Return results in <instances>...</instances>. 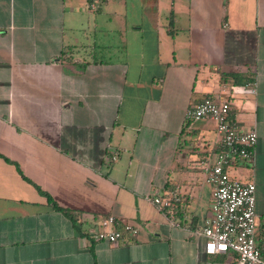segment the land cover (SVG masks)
<instances>
[{
  "label": "crops",
  "instance_id": "obj_1",
  "mask_svg": "<svg viewBox=\"0 0 264 264\" xmlns=\"http://www.w3.org/2000/svg\"><path fill=\"white\" fill-rule=\"evenodd\" d=\"M91 2L0 0V264H236L196 234L221 150L185 116L205 96L257 132L227 171L255 185L264 258V0ZM108 215L137 233L96 240Z\"/></svg>",
  "mask_w": 264,
  "mask_h": 264
},
{
  "label": "built area",
  "instance_id": "obj_2",
  "mask_svg": "<svg viewBox=\"0 0 264 264\" xmlns=\"http://www.w3.org/2000/svg\"><path fill=\"white\" fill-rule=\"evenodd\" d=\"M99 0H92L90 9L95 10ZM223 91L231 94L252 93V84L224 86ZM230 102L213 96H205L185 110V116L193 120L211 119L219 135L222 149L217 153L205 181L211 184L209 213L196 234L204 237L207 254H236V264H264L256 242L257 219L255 213V185L232 178L228 166L249 158L246 147L257 142L254 128H244L229 118ZM116 155L111 160H116ZM152 202L161 208L170 207L171 201L160 195ZM113 215L101 221V230L94 234L96 240L117 243L124 232L135 235L138 229L130 223L117 226Z\"/></svg>",
  "mask_w": 264,
  "mask_h": 264
},
{
  "label": "trees",
  "instance_id": "obj_3",
  "mask_svg": "<svg viewBox=\"0 0 264 264\" xmlns=\"http://www.w3.org/2000/svg\"><path fill=\"white\" fill-rule=\"evenodd\" d=\"M221 149H222V146H221ZM252 149H253V146L246 147V151H247V154H248L249 158L245 159L244 161H250V158L252 156ZM42 193L47 197V200L51 204L53 209L64 213L66 216H68L72 220L75 219L74 215H73V212L69 208L60 206L50 195H48L45 192H42ZM166 210H167V208H166ZM77 229H78V225H77Z\"/></svg>",
  "mask_w": 264,
  "mask_h": 264
},
{
  "label": "rangeland",
  "instance_id": "obj_4",
  "mask_svg": "<svg viewBox=\"0 0 264 264\" xmlns=\"http://www.w3.org/2000/svg\"><path fill=\"white\" fill-rule=\"evenodd\" d=\"M228 86H231V84H229ZM232 96H234V97H237V96H239V95H232ZM246 96V95H245ZM244 167H247V168H250V162H246V164L244 165ZM238 170H241V169H238ZM231 176V175H230ZM235 177V179H237V180H239V181H245L242 177H243V175L242 174H240V172H238L237 174H235L234 175ZM245 176V175H244Z\"/></svg>",
  "mask_w": 264,
  "mask_h": 264
}]
</instances>
